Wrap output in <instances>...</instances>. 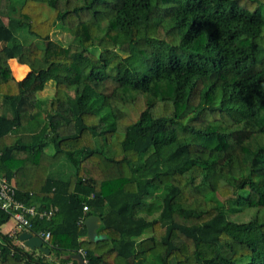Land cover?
I'll list each match as a JSON object with an SVG mask.
<instances>
[{
  "label": "trees",
  "instance_id": "1",
  "mask_svg": "<svg viewBox=\"0 0 264 264\" xmlns=\"http://www.w3.org/2000/svg\"><path fill=\"white\" fill-rule=\"evenodd\" d=\"M0 43V174L57 208L0 264H264V0H1Z\"/></svg>",
  "mask_w": 264,
  "mask_h": 264
},
{
  "label": "rangeland",
  "instance_id": "2",
  "mask_svg": "<svg viewBox=\"0 0 264 264\" xmlns=\"http://www.w3.org/2000/svg\"><path fill=\"white\" fill-rule=\"evenodd\" d=\"M74 0H60V3L61 4H66V3H71L73 2ZM1 2V0H0ZM5 0H2V3H4ZM29 40H34L33 37L29 36ZM50 38L51 40L63 45V46H68L69 44H75L76 41H75V38L70 34L68 33L67 31H64L62 28H60V26H57V27H53L51 30H50ZM38 44H41V41H37ZM2 46V43H0V47ZM94 52L98 53L97 50H94ZM15 64L17 65H20L18 62H15V61H10L9 65H10V68H11V72L13 74V77L15 79H20L22 77H24L26 74H27V67H25V72L19 76H17L15 73H16V70L14 68ZM53 93H54V85H53V82L52 81H49L47 84H46V87L45 89L38 94L39 98H49V97H52L53 96ZM160 104H165L166 106V111L169 110L171 108V103L169 102H160L158 103L157 105L159 106ZM157 107V106H156ZM162 108L157 107V109L155 108L153 110L154 113H161ZM50 152L52 150H49ZM60 163L59 164H55V166H63L62 167V170L60 172V175L59 176H62V177H66L68 175L71 174V172L73 171V167L72 165L67 161L66 158L62 159L61 161H59ZM155 214V213H154ZM252 214V210H247V211H243V212H240V213H233L231 215V218L232 219H236L237 221H247L250 216ZM20 227L16 224V221L14 220L13 217H10V219L5 223L3 224L0 229H1V232L6 234L8 232H10L11 230L15 229L14 231L18 230ZM150 233V230H148L146 232V234H149ZM51 258H53V256H51ZM54 264H59V262H55Z\"/></svg>",
  "mask_w": 264,
  "mask_h": 264
},
{
  "label": "built area",
  "instance_id": "3",
  "mask_svg": "<svg viewBox=\"0 0 264 264\" xmlns=\"http://www.w3.org/2000/svg\"><path fill=\"white\" fill-rule=\"evenodd\" d=\"M0 208L13 217L20 228H28L31 218H49L57 210L56 207L38 209L35 205H28L24 201L18 199L16 197V185L14 180H9L3 174H0ZM83 210L86 211L87 206H84ZM36 235L42 237L43 240L49 238V233L39 232ZM79 252L83 256L84 264H86L87 261L84 258V252L81 250Z\"/></svg>",
  "mask_w": 264,
  "mask_h": 264
},
{
  "label": "water",
  "instance_id": "4",
  "mask_svg": "<svg viewBox=\"0 0 264 264\" xmlns=\"http://www.w3.org/2000/svg\"><path fill=\"white\" fill-rule=\"evenodd\" d=\"M100 223V217L97 215L92 214L85 218L84 224L87 229L86 236L89 240L97 238V229L99 228ZM18 240L23 246L30 250H41L46 254H49V249L44 246L43 238L30 231H21L18 235ZM72 258L76 259L78 264H84L83 256L80 253L74 254Z\"/></svg>",
  "mask_w": 264,
  "mask_h": 264
},
{
  "label": "crops",
  "instance_id": "5",
  "mask_svg": "<svg viewBox=\"0 0 264 264\" xmlns=\"http://www.w3.org/2000/svg\"><path fill=\"white\" fill-rule=\"evenodd\" d=\"M15 61L14 59H11L10 61ZM10 61H9V63H10ZM16 62V61H15ZM20 65H22V64H20ZM22 66H24V67H27L26 65H22ZM27 72H28V68H27ZM23 78V77H22ZM21 79V78H20ZM15 229H13V230H11L10 232H8V233H6V234H10V235H13L14 234V231ZM18 230H21V228H19ZM0 231H1V229H0ZM16 243H20V244H22L19 240H16L15 241Z\"/></svg>",
  "mask_w": 264,
  "mask_h": 264
}]
</instances>
